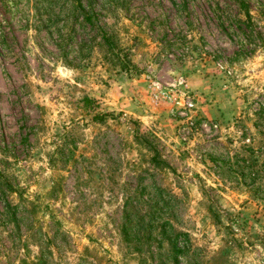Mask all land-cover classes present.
I'll use <instances>...</instances> for the list:
<instances>
[{
	"label": "rangeland",
	"instance_id": "374dc122",
	"mask_svg": "<svg viewBox=\"0 0 264 264\" xmlns=\"http://www.w3.org/2000/svg\"><path fill=\"white\" fill-rule=\"evenodd\" d=\"M0 264H264V0H0Z\"/></svg>",
	"mask_w": 264,
	"mask_h": 264
}]
</instances>
